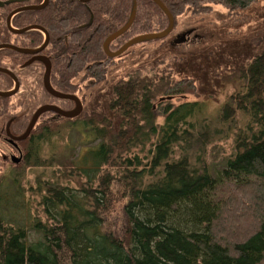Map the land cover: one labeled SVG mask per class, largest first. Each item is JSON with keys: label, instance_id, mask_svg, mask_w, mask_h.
Instances as JSON below:
<instances>
[{"label": "trees", "instance_id": "obj_1", "mask_svg": "<svg viewBox=\"0 0 264 264\" xmlns=\"http://www.w3.org/2000/svg\"><path fill=\"white\" fill-rule=\"evenodd\" d=\"M161 1L175 20L187 6L195 14L212 3L235 11L256 0ZM132 13L111 51L132 33L167 27L153 0H50L29 12L68 53L59 64L62 90L81 72L93 82L104 76L111 58L102 43ZM168 66L134 72L85 116L34 131L25 166L0 175V264H264V48L236 69L237 90L214 110L205 101L173 102L195 83L174 79ZM67 132L77 146L61 143ZM117 201L119 229L107 221ZM237 208L242 223L253 219L251 229H227Z\"/></svg>", "mask_w": 264, "mask_h": 264}, {"label": "rangeland", "instance_id": "obj_2", "mask_svg": "<svg viewBox=\"0 0 264 264\" xmlns=\"http://www.w3.org/2000/svg\"><path fill=\"white\" fill-rule=\"evenodd\" d=\"M4 14L5 11L0 9V15H3V18ZM144 21L150 22L151 25L155 23L151 10L148 11ZM152 31L154 30L151 28L149 31H140L139 33ZM139 33H132L123 42ZM181 35H186V39L183 42H178ZM119 46L118 42L115 43L112 51H115ZM263 48L264 0H256L248 8L235 11L228 10L222 4L212 3L207 11L195 14L187 6L182 13L176 15L173 29L166 37L161 40L135 44L120 56L106 61L107 67L104 76H101V79L96 80V82H93L92 78H85L86 75L83 72L77 74L75 78L71 79L74 83L71 91L82 101L81 117H83L100 102H105L111 88L130 74L139 71L142 74L152 75V67L161 70L169 65L170 73L174 79L183 80L188 77L193 79L195 83L194 90L184 88V92L177 93L172 101L175 103L187 100L205 101L206 106L210 110H214L220 107L233 91L237 90L238 82L234 79L236 69L248 63ZM42 72L43 68L40 64L30 66L22 75L20 92L13 96L9 103L16 105L23 100L22 104L27 108L29 117L38 105L46 102L55 103L65 109L72 108L74 103L71 101L50 99L41 84ZM0 84L3 86L6 84L2 77H0ZM184 86L185 84H182L181 88ZM2 102L0 101V104ZM20 108L16 109L17 111L13 114L25 116L26 108ZM25 118H23L24 121ZM54 125L56 123L48 126L50 128ZM40 127L41 123L38 125L37 131ZM56 139L58 136L55 134L53 141H58ZM62 142L74 147L79 143V137L75 133H68L61 140ZM61 143L59 147L62 146ZM221 145L225 153L230 152V140ZM51 151L52 142L49 145L44 144L41 152L44 156H49ZM219 155L221 156V153ZM0 166L4 169L0 170V175L1 171L8 174L12 168L11 165L4 164L1 157ZM2 168L0 167V169ZM25 172L27 174L29 170H25ZM25 178L28 181L32 179V175L27 174ZM245 197L248 199L247 196ZM121 208V202L117 201L113 211L108 216V225L110 223L115 229H119L123 222ZM237 209L236 213L235 211L232 213L233 218L231 220L229 217L232 216L228 217L227 229L231 232L236 227H243V225L251 229L252 225L250 224H252L253 219L249 218L248 223L245 224L246 221L242 223L241 220L243 221L246 215L244 211L241 212L244 208ZM235 220L237 223L233 222ZM32 237L35 238L33 234Z\"/></svg>", "mask_w": 264, "mask_h": 264}, {"label": "flooded vegetation", "instance_id": "obj_3", "mask_svg": "<svg viewBox=\"0 0 264 264\" xmlns=\"http://www.w3.org/2000/svg\"><path fill=\"white\" fill-rule=\"evenodd\" d=\"M43 1L44 0H41L40 2H36L35 0L0 1V7L1 9L3 8L2 10L5 11L4 18H3V15H0V44H3V43L12 44L19 48H24V49L34 51L35 49L39 48L44 43L45 38H46V33L48 35L47 44L45 45L43 49L37 52H32V53L27 54V53H20L13 49L4 48L8 50L9 53H5L4 55L2 54L0 56V67L6 68L10 72H12V74L17 78L18 83H19L18 89L13 95L6 97V98L0 97L1 98L0 101L4 102L0 104V157H1V161L4 164L12 166L10 170L12 169L18 170L19 168L25 166L26 157L28 154V151H27L28 143L29 141L32 140L31 135H34L35 133L34 131L35 130L37 131V127L38 125H40V123H41L40 128H42V126L52 124L56 120H59L60 118H65V117L58 116L55 112H52V111L44 112L38 117L34 126L29 132L28 136L24 138L23 140L17 139V137H20L25 132L37 108H39L42 105H46V104L55 105L57 107H60L59 105L52 103V102L42 103L38 105L32 111L31 116L29 117L27 108L25 107V105L22 104L23 100L22 102L16 105L9 103L10 99L13 96L18 95V93L20 92L23 73L26 70H28L29 67L32 66L33 64H40L43 68V72L41 75V84H42L44 91L50 97V99L52 98L56 100L66 101V102L71 101L74 103V101L72 100H64V99H59L57 97H53L50 93H48V91H46L44 87V73L46 70L45 61H48V63L50 64L49 81H50L51 87L56 91L76 95L71 90H68V91L62 90L60 88L61 85L59 84L60 82L59 77H58L59 64H62L60 63V61H65V59L68 58L67 57L68 53H65V54L61 53L62 51H65V50H62L59 47V45H55L54 41H52V33L48 29H46L44 26L38 24L36 22L35 17H32L29 15V12H36L43 8L39 10H25V11L13 13L16 9L20 7H23L26 5H38L42 3ZM49 1L50 0L47 1V4L49 3ZM78 1L81 3H84V1H81V0H78ZM9 16H10V19H9L10 27L7 24V19L9 18ZM63 19H66V18L63 17ZM2 21H4V24L2 23ZM15 23H19V24L17 25ZM33 25H37L40 28H31L22 33L14 32L15 30H20L25 27L33 26ZM66 31L67 29L64 30V32ZM56 37H57V40L59 41L61 40L62 36L58 35ZM63 37H64V40L66 41L67 34L64 35ZM0 77L5 78V80L9 79V82L7 83L6 81V84L4 86L0 84L1 91H12L15 88V81H14L13 76L0 72ZM72 78H75V77L70 76L69 83L73 86L74 83L71 81ZM8 84L10 85L8 88L6 89L2 88ZM74 106H75V103H74ZM18 108L20 109L26 108L25 116L23 115L18 116V114H15V115L13 114L15 111H17L16 109ZM62 109H65V108H62ZM65 110H68V109H65ZM82 110H83V104H82ZM81 114H82V111L78 116L74 118H68V119L80 118ZM24 117H26L25 121L23 120ZM0 167L2 168V166ZM0 170H4V169L2 168ZM3 173L5 174V171H3ZM3 173L1 171V174Z\"/></svg>", "mask_w": 264, "mask_h": 264}, {"label": "water", "instance_id": "obj_4", "mask_svg": "<svg viewBox=\"0 0 264 264\" xmlns=\"http://www.w3.org/2000/svg\"><path fill=\"white\" fill-rule=\"evenodd\" d=\"M47 1L48 0H44L42 3H40L38 5H26V6L20 7L18 9H16L13 13L25 11V10H39V9L44 8L46 6ZM81 1L85 2L88 0H81ZM153 1L156 3V5H158L161 8V10L167 16V19H168L167 27L161 31H158V32H150V33H144V34L134 36L131 39L127 40L124 44H122L117 50L111 51L109 48L110 43L113 40H115L116 38H118L119 36H121L124 32H126L128 30V28L130 27V25L132 24V21L134 18V14L132 13L130 15V17L128 18V20L126 21V23H124V25H122L116 31L109 34L104 39V41L102 43V47H103V51L107 57H110V58L118 57L121 54H123L128 48H130L131 46H133L135 44L145 42V41L162 39V38L166 37L172 31L173 26H174V18L172 16V14L168 10V8L164 5V3H162L161 0H153ZM9 19H10V16L7 19L8 25L10 24ZM9 27H10V25H9ZM31 28H40V27L37 25H33V26L25 27V28L20 29V30H15L14 32L15 33H22L28 29H31ZM185 39H186V35H181L178 39V42H183V41H185ZM47 40H48V35L46 33V38H45L44 43L39 48L35 49L34 51L24 49V48H19L17 46L12 45V44H6V43L0 44V49L9 48V49L16 50L20 53L29 54V53L37 52V51L43 49L45 47V45L47 44ZM45 65H46V70L44 73V87H45L46 91H48V93H50L53 97H57L59 99H64V100L74 101L75 106L71 109H68V110L62 109V108L57 107L55 105H49V104L40 106L34 112L25 132L20 137H17L18 140H23L24 138H26L28 136V134L31 131L32 127L34 126L36 120L44 112L52 111L61 117L74 118V117L78 116L82 111V103L76 95L56 91L51 87L50 81H49L50 64L48 63V61H45ZM0 72L13 76L14 81H15V88L12 91H1L0 90V97L6 98V97L13 95L17 91L19 83H18L17 78L8 69L0 67ZM15 159H17V158H15Z\"/></svg>", "mask_w": 264, "mask_h": 264}]
</instances>
